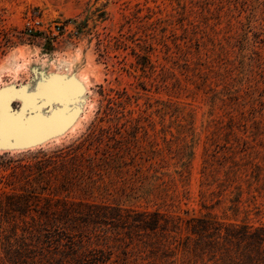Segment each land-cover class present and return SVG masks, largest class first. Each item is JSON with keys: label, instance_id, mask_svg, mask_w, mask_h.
<instances>
[{"label": "rangeland", "instance_id": "rangeland-1", "mask_svg": "<svg viewBox=\"0 0 264 264\" xmlns=\"http://www.w3.org/2000/svg\"><path fill=\"white\" fill-rule=\"evenodd\" d=\"M1 93L23 120L69 117L0 144V199L80 212L61 264H264L245 238L264 230V0H0Z\"/></svg>", "mask_w": 264, "mask_h": 264}, {"label": "trees", "instance_id": "trees-1", "mask_svg": "<svg viewBox=\"0 0 264 264\" xmlns=\"http://www.w3.org/2000/svg\"><path fill=\"white\" fill-rule=\"evenodd\" d=\"M5 185L12 188L10 183ZM66 185L67 182L65 186H61L62 190L66 191ZM20 191V193L4 194L3 198L0 199V239L4 245L3 251L8 263L61 264L60 260L66 258L67 255L64 254L62 249L61 253L63 255L56 251H60L58 249L62 245H66L64 243V239L67 238L65 226L79 219L75 215L80 212H72L70 206L61 200L55 202L45 200L40 206L34 199L36 195L33 191L30 192L32 194L24 188H20ZM31 212H34L36 218L31 217L28 221L27 218ZM88 212L87 217L90 219V217H94L97 211L88 209ZM152 218L150 223L144 218L132 220L140 222L144 228L148 229H154L162 225L158 214H152ZM85 219H80L81 223L85 221L89 224L88 220ZM4 224L9 225L4 228ZM247 235L245 238L256 244L264 242V230L262 229ZM69 247L71 249V246ZM89 257L90 260L87 261L93 264L100 262L95 255Z\"/></svg>", "mask_w": 264, "mask_h": 264}, {"label": "water", "instance_id": "water-1", "mask_svg": "<svg viewBox=\"0 0 264 264\" xmlns=\"http://www.w3.org/2000/svg\"><path fill=\"white\" fill-rule=\"evenodd\" d=\"M64 87V88H62ZM63 91L76 89L70 85L62 86ZM64 94V93H63ZM57 102L62 103L61 98L64 99V104H69V100L63 96ZM26 97V96H25ZM30 102L25 105V108H29L30 111L39 109L38 106H34V100L28 96ZM11 99L10 94H0V106L2 108V125L0 126V144L2 145H14V146H31L38 142H41L48 137L62 131L69 122L68 116H63L61 111H55L50 116L45 117L42 115H33L23 120L19 115H11L7 113L6 101ZM42 106L50 105L49 100L43 102Z\"/></svg>", "mask_w": 264, "mask_h": 264}, {"label": "bare ground", "instance_id": "bare-ground-1", "mask_svg": "<svg viewBox=\"0 0 264 264\" xmlns=\"http://www.w3.org/2000/svg\"><path fill=\"white\" fill-rule=\"evenodd\" d=\"M62 88H64V87H62ZM62 88L61 87L60 88H56V89H54L55 91H53V90L52 91H49V92H47L46 95L44 94L45 96L44 95L43 96H44V98L46 100H49L50 103H55L54 101H57V97H62L60 95H63V96H65L69 100V102L72 103L74 101V99L77 98V95H78L79 92L76 91L75 89H73V90L70 89L68 91H63L64 89H62ZM27 99H29V98H27ZM62 100L64 101V99L61 98V101ZM63 101H62V104L64 105V102ZM71 103H69V104H71Z\"/></svg>", "mask_w": 264, "mask_h": 264}]
</instances>
